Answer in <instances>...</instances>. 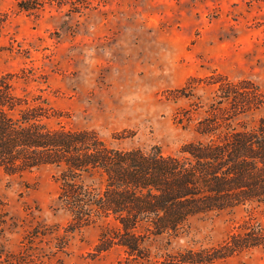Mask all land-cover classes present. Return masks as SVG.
<instances>
[{
  "label": "rangeland",
  "instance_id": "obj_1",
  "mask_svg": "<svg viewBox=\"0 0 264 264\" xmlns=\"http://www.w3.org/2000/svg\"><path fill=\"white\" fill-rule=\"evenodd\" d=\"M74 1L27 14L0 0V73L17 75L16 92L48 99L50 125L93 128L111 145L156 144L171 153L198 137L202 108L193 103L206 104L212 89L202 84L177 98L170 91L212 71L264 81V0ZM186 109L190 120L179 121ZM54 172L48 165L15 174L0 168V264H119L121 247L97 250L96 225L64 230ZM250 216L264 226V201L196 214L177 236L150 238L153 258L215 244ZM216 264H264V248Z\"/></svg>",
  "mask_w": 264,
  "mask_h": 264
},
{
  "label": "trees",
  "instance_id": "obj_2",
  "mask_svg": "<svg viewBox=\"0 0 264 264\" xmlns=\"http://www.w3.org/2000/svg\"><path fill=\"white\" fill-rule=\"evenodd\" d=\"M54 1L59 2L14 0V5L36 14ZM16 76L0 73V168L15 174L53 167L54 202L68 215L65 231L96 225L97 250L121 247L125 256L119 264H216L264 248V226L254 216L215 244L178 248L159 259L149 243L163 233L177 236L196 214L264 201V81L232 79L218 71L189 77L170 92L171 98L188 97L202 84L211 87L206 104L193 103L202 108L193 127L198 137L163 153L156 144L149 149L111 145L93 128L50 125L51 103L41 94L16 92ZM190 116L186 109L177 119ZM59 238L58 249L66 242Z\"/></svg>",
  "mask_w": 264,
  "mask_h": 264
}]
</instances>
